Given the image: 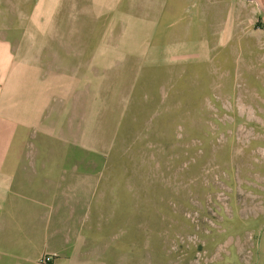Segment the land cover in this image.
Instances as JSON below:
<instances>
[{"label": "rangeland", "instance_id": "374dc122", "mask_svg": "<svg viewBox=\"0 0 264 264\" xmlns=\"http://www.w3.org/2000/svg\"><path fill=\"white\" fill-rule=\"evenodd\" d=\"M9 1L23 11V0ZM173 2L174 31H156L151 44L138 40L142 53L93 72L94 121L79 110L74 134L33 141L90 144L62 156L78 161L90 177L89 198L77 200L79 211L90 209L85 258L264 264L262 1ZM163 4L127 0L125 6L148 18ZM64 6L60 21L88 16L89 0H65ZM79 43L77 36L63 45L51 40L45 64L86 74L90 56Z\"/></svg>", "mask_w": 264, "mask_h": 264}, {"label": "crops", "instance_id": "0c3cea01", "mask_svg": "<svg viewBox=\"0 0 264 264\" xmlns=\"http://www.w3.org/2000/svg\"><path fill=\"white\" fill-rule=\"evenodd\" d=\"M126 2L89 0L88 18L60 21L65 0H23L21 13L13 1L0 0L6 8L0 10V264H104L83 255L90 209L79 211L77 200L89 198L90 177L78 161L62 158L63 152L89 150L90 144L33 138L71 136L79 110L94 121L93 72L112 70L126 55L142 53L138 40L143 46L158 30L167 36L174 31L173 0H164L161 13L148 18L127 9ZM73 36L90 56L86 74L75 66L45 64L43 51L51 40L59 45ZM94 191L93 185L92 196ZM53 253L58 256L48 263L40 261Z\"/></svg>", "mask_w": 264, "mask_h": 264}, {"label": "built area", "instance_id": "2783aa9c", "mask_svg": "<svg viewBox=\"0 0 264 264\" xmlns=\"http://www.w3.org/2000/svg\"><path fill=\"white\" fill-rule=\"evenodd\" d=\"M56 256H58L57 253L48 254V255L43 256V257L40 259V261H41L42 263H48L53 257H56Z\"/></svg>", "mask_w": 264, "mask_h": 264}]
</instances>
